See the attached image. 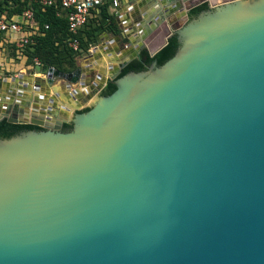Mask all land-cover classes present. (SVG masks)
I'll use <instances>...</instances> for the list:
<instances>
[{
  "label": "water",
  "instance_id": "95a60500",
  "mask_svg": "<svg viewBox=\"0 0 264 264\" xmlns=\"http://www.w3.org/2000/svg\"><path fill=\"white\" fill-rule=\"evenodd\" d=\"M135 23L87 109L42 106L80 69L0 80V264H264V0Z\"/></svg>",
  "mask_w": 264,
  "mask_h": 264
},
{
  "label": "built area",
  "instance_id": "2783aa9c",
  "mask_svg": "<svg viewBox=\"0 0 264 264\" xmlns=\"http://www.w3.org/2000/svg\"><path fill=\"white\" fill-rule=\"evenodd\" d=\"M24 0H19L23 3ZM123 0H29L21 12L14 13L19 3L17 0H0V78L10 74L9 70L32 73L46 77L47 71H41L42 63L38 58L28 59L27 51L35 45V38L43 35L49 25L41 26L35 18L33 6L54 7L56 16L67 20V47L78 50V35L90 21H96L102 8L116 11ZM92 48V47H91ZM88 52H92V49ZM54 69V68H51ZM55 70V69H54ZM17 75V76H18ZM56 80H59L57 78ZM55 80V81H56ZM61 80V79H60Z\"/></svg>",
  "mask_w": 264,
  "mask_h": 264
},
{
  "label": "crops",
  "instance_id": "0c3cea01",
  "mask_svg": "<svg viewBox=\"0 0 264 264\" xmlns=\"http://www.w3.org/2000/svg\"><path fill=\"white\" fill-rule=\"evenodd\" d=\"M148 5L149 0H123L120 7L116 11H110V14L114 16L116 25H118L117 28L121 29V39H107L104 34L101 35L96 44L97 47L93 46L91 48L92 52L84 59L86 64H84L82 68H80L82 70V76L89 77V80H85L87 82L83 86H81L80 83L74 85L72 84L69 89L67 88V84L64 81L60 79L56 80L54 81L52 86L48 88L44 87L43 101L45 105L39 103L38 105L48 107L50 105V100H53L57 108H59L60 106H64L65 108L70 109L71 107L75 106H77L78 108H84L85 106L86 108L88 104H90V100L87 99V97L92 94V91L89 90L90 87L96 91L97 87L95 85H97L98 87L100 86V88L103 87L104 82L112 75L114 69L118 68L121 62V56L119 57L118 53H120L122 57H127L133 54L134 50L132 48H123V45H129L130 39H134L135 37H138L140 35V30L138 24L135 23V19L141 16L143 9ZM143 42L144 41H142V43ZM109 65H112V69H109ZM16 70L17 69L15 68L12 70L10 69V74L7 76V79L12 77L16 78L20 75L27 76L31 74L22 73L18 75L19 72H16ZM99 75L101 76V78H99ZM34 77L44 79L41 76L34 75ZM2 79H4V77L0 78V80ZM25 80L26 81L24 82L27 83V89L23 90V92L27 95V97L32 94L35 95L33 90V86L35 84L34 79L26 78ZM6 88L7 86L0 84L1 91H4ZM16 90H18V88L14 89V91ZM73 90H77L78 94L72 95L71 93ZM73 104L76 105L73 106Z\"/></svg>",
  "mask_w": 264,
  "mask_h": 264
},
{
  "label": "trees",
  "instance_id": "16d2710c",
  "mask_svg": "<svg viewBox=\"0 0 264 264\" xmlns=\"http://www.w3.org/2000/svg\"><path fill=\"white\" fill-rule=\"evenodd\" d=\"M17 1L19 3V0ZM28 3L29 0H24L23 3H19L18 9L13 12H21ZM33 9L38 23L41 26L45 24L49 25V29L43 31L42 36L35 38V45L31 47V50L27 51L29 60L36 57L41 61V71L43 72L50 68H54L63 73L74 71L76 69L75 62L77 57L82 54H87L89 49L97 44L101 35L112 31L117 32L114 16L109 13L107 7H104L101 9L98 19L96 21H90V23L79 32V47L78 50L73 51L71 48L67 47L65 43V40L68 39L67 20L64 17L56 16L54 7L43 8L34 5ZM139 54L137 56H139ZM67 69H69V71H66ZM111 86L112 81H109L102 92V96H105L111 90ZM4 124L10 123L5 119L1 120L0 129ZM67 124L71 125V123Z\"/></svg>",
  "mask_w": 264,
  "mask_h": 264
},
{
  "label": "rangeland",
  "instance_id": "374dc122",
  "mask_svg": "<svg viewBox=\"0 0 264 264\" xmlns=\"http://www.w3.org/2000/svg\"><path fill=\"white\" fill-rule=\"evenodd\" d=\"M117 26L118 25H116V28H117ZM104 36L107 38V39H111V38H117V39H121V29H118L117 28V32H107L106 34H104ZM123 42V41H122ZM123 44H126V43H123ZM94 47H97V45H95ZM90 55V52H88L87 54H82L81 56H79V57H77V59H76V62H75V66H76V68H82V66L84 65V64H86L85 63V58L87 57V56H89ZM66 71H69V69H67ZM93 73V72H92ZM91 103V102H90ZM90 105L91 104H88V106H87V108L88 107H90ZM84 108H85V106H84ZM84 108H80L81 110H83ZM80 110V111H81Z\"/></svg>",
  "mask_w": 264,
  "mask_h": 264
},
{
  "label": "flooded vegetation",
  "instance_id": "af4514ba",
  "mask_svg": "<svg viewBox=\"0 0 264 264\" xmlns=\"http://www.w3.org/2000/svg\"><path fill=\"white\" fill-rule=\"evenodd\" d=\"M139 54V53H138ZM137 54V55H138ZM137 57V56H136ZM135 59V58H134ZM131 62V61H130ZM129 62V63H130ZM129 63H127L126 64V66L129 64ZM120 67L118 66V68H116V69H114V71L112 72V75H116L117 74V70L119 69ZM124 68V67H123ZM122 68V69H123ZM76 69H80V68H76ZM75 69V70H76ZM121 69V70H122ZM74 70V71H75ZM81 70V69H80ZM73 72V71H72ZM71 73V72H70ZM111 75V76H112ZM119 75V74H118ZM117 75V76H118ZM90 76V75H89ZM79 80H81L82 82H83V84H85L87 81H85V80H89V77H86V76H82V70H81V77L79 78ZM114 79H111L110 77L104 82V86L98 91V93H99V95H102V92H103V90L105 89V87H106V85H107V83L109 82V81H113ZM89 90H91V91H93V89L90 87V89ZM84 109H86V108H84ZM63 126V125H62Z\"/></svg>",
  "mask_w": 264,
  "mask_h": 264
},
{
  "label": "bare ground",
  "instance_id": "6f19581e",
  "mask_svg": "<svg viewBox=\"0 0 264 264\" xmlns=\"http://www.w3.org/2000/svg\"><path fill=\"white\" fill-rule=\"evenodd\" d=\"M118 57V56H117ZM118 60V59H117ZM113 61V60H112ZM115 61V60H114ZM111 63V62H110Z\"/></svg>",
  "mask_w": 264,
  "mask_h": 264
}]
</instances>
